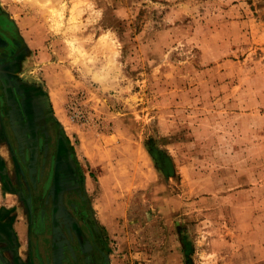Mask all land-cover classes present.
<instances>
[{
  "label": "rangeland",
  "instance_id": "rangeland-1",
  "mask_svg": "<svg viewBox=\"0 0 264 264\" xmlns=\"http://www.w3.org/2000/svg\"><path fill=\"white\" fill-rule=\"evenodd\" d=\"M0 98L54 264H264V0H0Z\"/></svg>",
  "mask_w": 264,
  "mask_h": 264
},
{
  "label": "crops",
  "instance_id": "crops-1",
  "mask_svg": "<svg viewBox=\"0 0 264 264\" xmlns=\"http://www.w3.org/2000/svg\"><path fill=\"white\" fill-rule=\"evenodd\" d=\"M1 113L0 108V132L4 131ZM11 126L13 128V125ZM0 139V264H40L39 260L42 256H48V263L52 261L51 264H54L56 254L53 250H50L49 254L46 253L45 237L42 239L43 236L39 234L42 222L40 218L35 219L33 216V208H38L40 199L37 198L39 200L34 201L31 189H39V186L35 184L28 187L22 173L18 176L19 184H12L9 176L15 168L12 154L8 150L11 142L8 136L0 137ZM55 178L56 176L48 186H42V189H53ZM103 189H108L109 192L112 188ZM118 190V196H120L121 189ZM117 208L121 209L119 201ZM97 220L101 225L107 226L111 222L110 214L106 216L104 213L100 214Z\"/></svg>",
  "mask_w": 264,
  "mask_h": 264
},
{
  "label": "flooded vegetation",
  "instance_id": "flooded-vegetation-1",
  "mask_svg": "<svg viewBox=\"0 0 264 264\" xmlns=\"http://www.w3.org/2000/svg\"><path fill=\"white\" fill-rule=\"evenodd\" d=\"M1 99V98H0ZM3 99V98H2ZM1 99V100H2ZM0 100V108H1V114H2V119L4 120L5 119V117L7 116V113L8 112H6V113H4V106H5V104H6V101H5V99H3V101H1ZM9 111V110H8ZM11 121H9V123H10ZM42 122V121H41ZM12 124H10V126H9V129H11V126ZM35 126L38 128V127H40V122H37V125L35 124ZM5 128H8V127H5ZM51 128V127H50ZM7 131V130H6ZM5 130H4V132H6ZM0 134H1V136H3V131L2 132H0ZM6 137L8 136V138H9V140H10V145H12V146H14V142H15V140L13 139V137L12 136H10V134H9V132H7L6 134ZM15 156H17V155H15ZM17 159H18V161H19V156L17 157ZM14 162L15 161H13V164H14ZM44 174V173H43ZM26 183H27V186L28 187H32V185L30 184L29 185V182H27L26 181ZM44 185H47V183H46V181H42V179H39V181L37 182V187L38 186H41V188H42V186H44ZM31 189L32 190V197H33V199H34V201H37V200H39L40 199V202H39V206H38V208H33V213H34V218L35 219H38V218H40V222H42L41 223V227H40V230H39V234L41 235V236H43L42 237V239L45 237V238H48L49 239V235H47L46 234V230H47V228H46V223H49L50 224V220H46L45 219V217H44V214H45V211H46V201H45V199H46V195H47V191L49 190V189ZM44 191V192H43ZM43 192V193H42ZM39 193V194H38ZM37 198H39V199H37ZM34 207H36V205H34ZM82 213V212H81ZM42 220V221H41ZM60 222H61V220H60ZM58 224H59V221H54V223H52V224H50V227H51V225H53V227H51V230L53 231V235L54 234H57V236H58V234L60 233L59 231L56 233V226H58ZM55 226V227H54ZM71 226H78L77 224H75V223H73ZM77 227H75V229H76ZM81 235H82V237H83V239H84V235L81 233ZM47 236H49V237H47ZM39 240H40V238H39ZM50 244H51V251L53 250L54 252H55V254H56V259H57V250H58V246L59 245H61L62 244V239L60 238H58L57 240L56 239H54V240H52V237H50ZM74 241V240H73ZM82 242V247L84 248L85 246H86V240L84 241H81ZM74 246H75V248H76V250H78V246H77V244L74 242V244H73ZM91 245H92V243H91ZM93 246V249H95L96 247L94 246V245H92ZM97 249H99V248H97ZM83 257H84V259L87 261V262H89V264H93V262H96L95 264H104V258L102 257V260H101V262L100 261H95V258H94V254H93V252H90V253H88L87 255H83ZM55 258V257H54ZM83 258H81L80 257V260H82ZM52 260V259H51ZM48 261H49V259H48V256H42V258L39 260V263L40 264H51V262L50 263H48ZM63 264H72L71 263V261L70 260H67V261H64L63 262ZM80 264H82V263H80Z\"/></svg>",
  "mask_w": 264,
  "mask_h": 264
},
{
  "label": "water",
  "instance_id": "water-1",
  "mask_svg": "<svg viewBox=\"0 0 264 264\" xmlns=\"http://www.w3.org/2000/svg\"><path fill=\"white\" fill-rule=\"evenodd\" d=\"M104 264H109V260L106 258Z\"/></svg>",
  "mask_w": 264,
  "mask_h": 264
},
{
  "label": "trees",
  "instance_id": "trees-1",
  "mask_svg": "<svg viewBox=\"0 0 264 264\" xmlns=\"http://www.w3.org/2000/svg\"><path fill=\"white\" fill-rule=\"evenodd\" d=\"M70 149H71V151H72V154H73V156H74V152H73V149H72V147L70 146Z\"/></svg>",
  "mask_w": 264,
  "mask_h": 264
},
{
  "label": "bare ground",
  "instance_id": "bare-ground-1",
  "mask_svg": "<svg viewBox=\"0 0 264 264\" xmlns=\"http://www.w3.org/2000/svg\"><path fill=\"white\" fill-rule=\"evenodd\" d=\"M165 159H166V158H165ZM167 160H168V159H167ZM165 162H166V160H165ZM165 162H164V163H165ZM168 162H169V161H168ZM163 166H164V165H163ZM169 168H170V167H169Z\"/></svg>",
  "mask_w": 264,
  "mask_h": 264
}]
</instances>
